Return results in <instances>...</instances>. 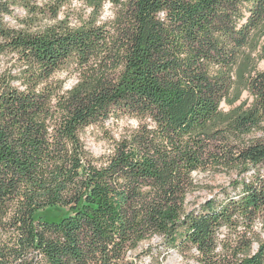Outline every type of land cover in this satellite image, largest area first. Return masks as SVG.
<instances>
[{
  "label": "trees",
  "instance_id": "1",
  "mask_svg": "<svg viewBox=\"0 0 264 264\" xmlns=\"http://www.w3.org/2000/svg\"><path fill=\"white\" fill-rule=\"evenodd\" d=\"M69 1L0 0V55L23 70L0 75V264H146L130 254L154 236L198 264H264V68L247 107H221L264 0H82L81 25L38 27ZM123 116L138 124L96 163L81 131ZM221 170L188 208L193 173Z\"/></svg>",
  "mask_w": 264,
  "mask_h": 264
},
{
  "label": "rangeland",
  "instance_id": "2",
  "mask_svg": "<svg viewBox=\"0 0 264 264\" xmlns=\"http://www.w3.org/2000/svg\"><path fill=\"white\" fill-rule=\"evenodd\" d=\"M47 0H32L38 4H44ZM116 8L106 4L103 13L104 19L102 21L113 18V11ZM18 17L25 18L28 16L27 11L22 6L14 8V14ZM92 15V8L89 7L82 0H70L60 10L57 20L49 18V16H39L37 21L38 27H46L52 25L56 21H67L71 26H79L86 19H90ZM8 21L11 26H18V22L12 16H9ZM259 34V33H258ZM264 43V30L261 29L259 38L253 42L252 46L247 47L241 55L239 62L233 70L234 85L230 91L228 98L222 101L221 107L228 112L244 103L247 107L252 101V97L248 91L244 78L248 76L257 67L264 68V60L261 58V45ZM22 67L16 58L15 54L7 53L0 55V75L20 77ZM241 71V75L238 72ZM55 79L65 81L66 88H70L77 78V72L74 68H68L55 73ZM137 120L127 116L120 118L111 117L105 123L93 124L85 127L81 131V137L86 145L87 150L94 157L96 163L100 164L105 155L110 154L114 149V141L125 134L128 129H132L137 125ZM260 130L249 134L248 137L259 136ZM235 173L228 170H221L216 172L197 171L193 173L195 188L192 190L187 198L188 208L199 206L207 198L213 196L222 187L228 185L232 175ZM51 213L57 214L56 210ZM258 229H260L258 227ZM144 263H159V264H198L193 258L185 257L176 249L166 250L163 244V239L160 236H154L150 239L141 242L137 250L133 251L130 256L131 259L137 257Z\"/></svg>",
  "mask_w": 264,
  "mask_h": 264
}]
</instances>
